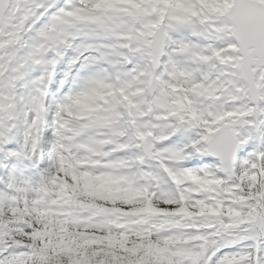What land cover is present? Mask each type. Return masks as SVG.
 <instances>
[{
	"label": "snow or ice",
	"instance_id": "1",
	"mask_svg": "<svg viewBox=\"0 0 264 264\" xmlns=\"http://www.w3.org/2000/svg\"><path fill=\"white\" fill-rule=\"evenodd\" d=\"M0 264H264V0H0Z\"/></svg>",
	"mask_w": 264,
	"mask_h": 264
}]
</instances>
